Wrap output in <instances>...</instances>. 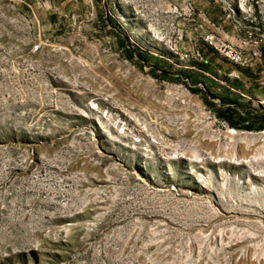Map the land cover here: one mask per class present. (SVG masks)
Listing matches in <instances>:
<instances>
[{
  "label": "rangeland",
  "instance_id": "rangeland-1",
  "mask_svg": "<svg viewBox=\"0 0 264 264\" xmlns=\"http://www.w3.org/2000/svg\"><path fill=\"white\" fill-rule=\"evenodd\" d=\"M227 3L264 26V0H0V264H264V130L213 119L246 70L201 38Z\"/></svg>",
  "mask_w": 264,
  "mask_h": 264
},
{
  "label": "crops",
  "instance_id": "crops-1",
  "mask_svg": "<svg viewBox=\"0 0 264 264\" xmlns=\"http://www.w3.org/2000/svg\"><path fill=\"white\" fill-rule=\"evenodd\" d=\"M198 5L206 4V0H194ZM204 28H202V34L214 32L226 37L232 44L241 46V37L243 34H239L225 19V14H219L211 7L207 8L205 15ZM245 29H243L244 31ZM205 53L210 51L205 48ZM262 59L260 64L256 65L257 68L252 70L245 69V71L239 72V80L236 82H222L218 90L216 97L220 102L219 116H224L233 127L247 128L252 131H258L264 128V82L259 80L254 75L258 72L264 74V45L262 47ZM211 55L214 53L211 51ZM208 73L211 68V62L207 58L204 62ZM253 73V74H251ZM204 84L205 83H201ZM224 118V119H225Z\"/></svg>",
  "mask_w": 264,
  "mask_h": 264
},
{
  "label": "built area",
  "instance_id": "built-area-1",
  "mask_svg": "<svg viewBox=\"0 0 264 264\" xmlns=\"http://www.w3.org/2000/svg\"><path fill=\"white\" fill-rule=\"evenodd\" d=\"M190 3V0H183ZM225 19L231 23L234 29L243 34L241 37V46L232 44L226 37L217 33H205L201 35L202 41L210 47L218 56L223 58L231 65L240 69H252L262 59V46L264 44V26L259 25L254 18L253 5L243 7L239 5L238 9L227 3L224 9ZM243 29H245L243 31ZM196 54H189L186 50H182L175 45L172 51H176L182 61L191 62L193 59L200 57L197 43L192 46ZM237 77L231 74L229 77ZM213 119L218 122L223 129L231 132H238L236 128H231L228 120L213 115Z\"/></svg>",
  "mask_w": 264,
  "mask_h": 264
},
{
  "label": "trees",
  "instance_id": "trees-1",
  "mask_svg": "<svg viewBox=\"0 0 264 264\" xmlns=\"http://www.w3.org/2000/svg\"><path fill=\"white\" fill-rule=\"evenodd\" d=\"M138 55H139V57H141V59H143L144 61H149L150 59H151V57L150 56H148V55H146V54H144V53H141V52H139L138 51V53H137ZM129 58L130 59H133L134 58V54L133 53H131V54H129ZM196 66H197V68H199L200 70H204V71H207L208 70V68L206 67L207 65H205L204 63H202V64H195ZM155 78H157V76L155 75L154 76ZM164 77V79H169V77H167V76H163ZM188 78L190 79V80H192V77L191 76H188ZM197 81H199V83H203L202 81H200V80H197ZM219 117H221V118H225L224 116H222V115H220ZM226 119V118H225ZM227 120V119H226ZM230 123V122H229ZM230 126L231 127H233L231 124H230ZM233 128H236V127H233ZM236 129H239V130H244V131H252V130H250V129H247V128H236ZM264 130V128H261L260 130H258V131H263Z\"/></svg>",
  "mask_w": 264,
  "mask_h": 264
},
{
  "label": "bare ground",
  "instance_id": "bare-ground-1",
  "mask_svg": "<svg viewBox=\"0 0 264 264\" xmlns=\"http://www.w3.org/2000/svg\"><path fill=\"white\" fill-rule=\"evenodd\" d=\"M255 159H256V158H255ZM256 160H257V159H256ZM256 160H253V162H257ZM237 161H238V160H237ZM244 161H245V160H244ZM245 163L248 164V163H251V162L248 160V161H246ZM238 164H241V163L238 162ZM258 165H259V164H258Z\"/></svg>",
  "mask_w": 264,
  "mask_h": 264
}]
</instances>
